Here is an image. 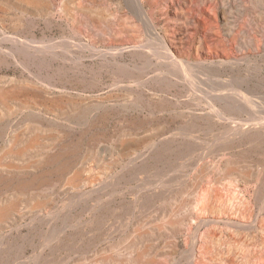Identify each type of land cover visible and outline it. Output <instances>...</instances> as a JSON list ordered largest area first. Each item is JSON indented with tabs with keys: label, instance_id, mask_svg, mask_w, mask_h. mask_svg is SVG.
Wrapping results in <instances>:
<instances>
[{
	"label": "rangeland",
	"instance_id": "1",
	"mask_svg": "<svg viewBox=\"0 0 264 264\" xmlns=\"http://www.w3.org/2000/svg\"><path fill=\"white\" fill-rule=\"evenodd\" d=\"M164 22L172 36L183 42L190 58L198 59L191 71L194 88L181 80L166 84L168 90L165 83L176 77L172 74L167 82L150 83L164 85L169 93L142 91L137 86L124 91L114 83L117 74L112 66L79 57L72 48L64 58L43 65L0 58V88L17 96L8 99L9 107L0 101V148L13 131L40 127L43 132L39 145L28 147L20 157L0 153V165L11 166L0 169V175L12 181L9 186L0 184V199L10 195L20 180L50 171L53 167L38 162L39 158L63 147L67 153L61 161L72 166L67 174L50 172L42 187L21 195L16 213L0 229V264H96L97 259L102 264H132L127 260L135 258L129 251L134 241L143 247L140 253L146 248L150 255L157 252L152 264L194 263V243L210 245L202 264H231L232 259L244 261L250 254H264L260 240L264 230L259 231L264 228V182L237 184L223 166L232 159L250 174L264 167L260 166L264 132L256 127L264 124V0H175L168 17L161 19ZM36 79L56 87L57 91L45 95L49 101L63 99V106L54 105L59 122L49 109L28 100L26 86ZM105 93L111 94V100L104 112L97 101ZM239 94L248 96L250 104ZM234 125H243L247 132L232 134ZM161 134L166 138L157 139ZM152 139L157 145H148ZM127 145L131 155L122 158L119 151ZM78 174L80 180L75 178ZM197 195L226 207L227 213L213 217L221 222L204 221V216L211 215L194 211L191 206ZM37 198L46 202L37 206ZM238 210L241 214H236ZM176 212L184 224L172 228L166 219ZM240 219L250 222L249 226L239 228L232 223ZM218 247L223 251L217 253Z\"/></svg>",
	"mask_w": 264,
	"mask_h": 264
},
{
	"label": "bare ground",
	"instance_id": "2",
	"mask_svg": "<svg viewBox=\"0 0 264 264\" xmlns=\"http://www.w3.org/2000/svg\"><path fill=\"white\" fill-rule=\"evenodd\" d=\"M174 2H175V0H0V58L6 59V60H15V61L24 60V62L25 61H29V62L33 61L35 63H38L39 65H43L45 63H48V61L55 60L58 58H64L67 55V54H65V52L68 51L69 48H72L73 50H76L79 53V57L84 56V57H90V59L91 58L100 59V60L106 62L105 64L108 67L112 66L111 70L115 71L117 74L114 83L116 85L120 86L122 88V90H124V91H132L134 89V86H137L136 88H138L142 91L157 90L161 93L162 92L169 93L168 92L169 88L166 84L174 85L181 80L184 82V86L186 85L187 87L191 86L192 88H194V86H195L194 81H196V80L192 79L194 74L191 71L193 70L192 66L194 65V63L198 62V59L194 56L195 58L192 57L193 60H191L192 58H190V53H188V51L182 45L183 42H181V40H178V39L176 40L175 37L172 36V34L170 32L171 30H169V26L166 22L161 24V19L168 17L169 8L171 9V4ZM112 3H114V5H112ZM204 10H205V8H204ZM170 25H172V24H170ZM208 25H207V27H208ZM210 26H212V24H210ZM210 26H209V28H210ZM226 29H228V28H226ZM200 40H201V38H200ZM244 44H247V43L244 42ZM249 44L251 45V42H249ZM239 45H241V44H239ZM59 48H62V49H59ZM69 51H71V50H69ZM200 63H202V62H200ZM193 67H195V66H193ZM39 68H41V67H39ZM173 68H176L178 70H175ZM79 71H80V69H79ZM70 73H72V72H70ZM172 74H174L173 76H176V77L175 78L171 77L172 78L171 81H169L168 83H165V86L168 88V90L163 89L164 85L160 86V87H153L154 85L150 86L151 82L157 81V80L160 83H164V81L168 77L172 76ZM37 76H38V74H37ZM48 80H50V78ZM43 81L44 80L39 81L37 79L35 80V82L28 81V85L26 86L27 95L30 94V96H29L30 98H28V100H30L31 102L34 101L36 104H38V106L41 105V106L45 107L47 110L49 109L50 112L52 113L54 111V108L56 105H58L57 107H60V105L61 106L64 105L61 102L63 99H59V97H58L59 100H56L54 102L49 101V99H48L49 95L48 96H45V95L50 94L53 91H57V89L55 86L52 87L51 85L46 84ZM48 82H50V81H48ZM166 82H167V80H166ZM113 86H114V84H113ZM3 88H0V101L2 102V104L9 107L11 105V102L9 100L16 99L17 96H16L15 92L9 93L10 91L5 90V89L3 90ZM19 88H22V87H19ZM110 89H112V88H110ZM13 90H14V88H13ZM118 90H119V88H118ZM16 91H18V90H16ZM151 93H153V92H151ZM23 94H24V92H23ZM154 94L156 95V93H154ZM241 94H239V95L242 97L243 100H245L246 104H250L249 103L250 98L246 95H241ZM110 95H111L110 93H105L97 101V102H99L100 107H104L103 108L104 110H102L104 112L106 111V108L109 106L108 102L111 99H108V98ZM61 97L63 98V96H61ZM66 98H64L65 101H66ZM20 99H22V98H20ZM16 101H19V100H16ZM92 101H93V99H92ZM120 101H122V100H120ZM119 103L120 102L118 100V104ZM251 104H253V103H251ZM110 105H112V104H110ZM162 105H159V106H162ZM157 106H158V104H157ZM251 107L253 108V106H251ZM100 110H101V108H100ZM52 115H53V117H55V116L57 117V118H54V121L59 122L58 116L54 112L52 113ZM106 117H107V115H106ZM50 119H53V118H50ZM256 127L260 128L261 131L264 132V124L261 123L259 125H256ZM244 128L245 127H243V125H234L230 128V132L236 136L239 134L242 135L244 132H247L246 130L244 131ZM257 129L255 128V130H257ZM19 131L18 132H15V131L11 132L9 134L8 139L5 140V144L3 145V147L0 148L1 149L0 153H3V157H9L11 155H19V157H20L21 155H23L26 152L28 147L33 148V147L39 145L40 134L43 133L42 129L40 127H34L31 129V131H27V132L24 131V132L19 133ZM51 131H53V130H50V132ZM232 134H230V135H232ZM164 135L165 134H161L158 137L156 136V138L157 139L166 138V136H164ZM234 135H232V136L235 137ZM153 138H155V137H153ZM121 140H123V139H121ZM231 142H232V140H231ZM155 143H156V141L154 139H152L148 143V145L153 146ZM155 145H157V144H155ZM145 146H147V145L145 144ZM63 148L57 150L54 153V155H52V156L49 155V156H45L41 159L39 158L38 162L49 164V166L51 165L53 167L50 169V171H46L47 173H45V171H44L43 172L44 174H42V173L38 174V175L36 174L37 176H33L32 178L20 180L19 182H17V184L16 183L13 184L15 186L11 188V190H13V191L10 190L11 191L10 195L8 194L6 197L4 196V198L0 199V229L4 228V226L7 224V221L11 218L12 213H14L18 209L19 199L22 197L21 195L24 196L25 194H27L28 190L30 191L32 187L36 188V190L39 189L40 187H42L43 184H45L46 182L49 181L48 174L50 172H55L56 175H61V174H67V173L72 171V166L69 165V163L61 161L63 158V155L65 153H67V149L64 150ZM136 148H138V147H136ZM129 149H130V146L127 145V147H125L123 150L119 151L120 157L124 158L128 155H131V153L129 154ZM144 149L145 148H143L142 150H144ZM150 149H151V147H150ZM62 150H64V151H62ZM112 154H113V152H112ZM135 154H137V153H135ZM144 154H146V152H144ZM0 156L2 157V155H0ZM10 164H9V166H10ZM119 164H120V162H119ZM121 164L124 166H127L125 164V162H123V160L121 161ZM127 164H129V162ZM240 164L238 165L237 162L233 161L232 159H228L226 161L225 165H223L226 168L227 175H229L230 177H232L234 179L233 182H237V184H238L240 181H242V182L246 183L247 185L254 183V182H256V183L262 182V181L264 182V167L260 168L258 170L257 174H250L248 171L244 172V170L241 169ZM2 166H5V165H0V169H9L11 167L10 166L9 168H3ZM26 166H27V164H26ZM26 166L24 165L23 167H26ZM213 166L216 167L217 169L221 168L220 163H218V164L214 163ZM260 166H264V162H260ZM6 167H7V165H6ZM107 173H108V171H107ZM112 174H114V173H112ZM112 174H109L110 177L112 176ZM168 175H170V174H168ZM187 176H188V174H187ZM70 177H71V175H70ZM75 178L76 179L78 178L80 180L81 176L78 174L77 177H75ZM10 179H9V177L4 178L3 176L0 175V184L2 185V183H3V184H5V186H9L12 184L11 183L12 181ZM102 179H104V178L102 177ZM72 180H73V177H72ZM95 183H97V182H95ZM68 184H69V181H68ZM237 184L236 185L234 184V185L236 187V190H238V192H239L240 190L237 189V186H238ZM103 186H104V184H103ZM103 186L101 187L102 189H103ZM96 188H97V186H96ZM99 189H95L94 191H96V190L98 191ZM234 190H235V188H234ZM186 192H187V190H186ZM233 192H235V191H233ZM213 194H215V193H213ZM226 194H227V192H226ZM232 194H234V193H232ZM240 195L244 196L243 194H241V192H240ZM37 199L39 200V201L36 200L37 206H40L46 202V200L42 201L39 198H37ZM97 200H96V202H97ZM183 200H182V202H184ZM36 202H35V204H36ZM182 202H179V203L182 205ZM98 204H100V203H98ZM216 204L217 203L215 201L210 200L209 198H207L204 195H197L194 198V200L192 201L191 207H193L194 211L196 213H199L200 215H201V213H204V215H205V213H208L207 215H211L212 218L210 216H207V217L204 216V221L210 222V221H216L215 219H217L221 222V218L220 219L219 218L213 219V217L215 214H219V213H223V212H224L223 214H225V213H227V210H226L225 206L223 207L221 205H218V204L216 205ZM177 206L179 208L181 207L179 204ZM159 209H161V208H159ZM255 213L257 214V212H255ZM236 214H241V211L238 210V213H236ZM147 216H149V215H147ZM200 217H202V216H200ZM166 220H167L166 223L169 226H171L172 228L178 227L180 224H182L184 222L183 219H179L177 212L174 216H172L169 219L167 218ZM188 221H189V219H188ZM226 222L229 223V220L228 221L226 220ZM158 223H161V222H158ZM232 223L235 226L242 228V227L249 226L248 224L250 222H243L242 219H240V221H238V220L233 221L232 220ZM159 226H160V224H159ZM195 227H196V225H195ZM257 227H258V224H257ZM158 229H160V228H158ZM263 230H264V228L259 229V231H261V232ZM138 234H140V233L138 232ZM192 235H194V234H192ZM131 239H133V238H131ZM260 240H261V243L264 244V234L260 235ZM263 244H262V246H263ZM147 246H148V244H147ZM209 246L204 245V244L200 246L197 243L193 244V247L191 250L193 260H195L194 263L192 262L193 264H195L196 261H197L196 264H202L203 263V260H205V258H206V256H205V254L207 253L206 249H208ZM235 246L237 248H240V245H238V244H236ZM221 247H223V246H221ZM140 248H143V247L140 246L139 241H134L133 243H131V246L129 247V251H130V253H133V255H131L130 257L134 256L135 258L132 260L128 259L127 262H130L132 264H152L156 259V253L157 252L154 253V255H150L149 250L147 252V248H146L144 251H142L140 253L139 252ZM204 250H206V251H204ZM222 251L223 250H221L219 247L216 249L217 253H220ZM127 254H129V253H127ZM144 254L147 256L146 258H143ZM97 256H95V257H97ZM219 256H221V254ZM109 258H108V260H109ZM101 260L102 259H97L96 264H102ZM255 260H257V261H255ZM111 261H113V259ZM231 264H264V254L263 255L257 254V253L250 254L249 257L246 258V260H244V261H242V260L241 261H239V260L233 261V259H232Z\"/></svg>",
	"mask_w": 264,
	"mask_h": 264
}]
</instances>
